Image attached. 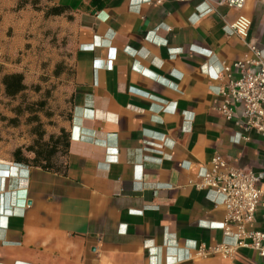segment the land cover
Segmentation results:
<instances>
[{
  "label": "crops",
  "instance_id": "obj_1",
  "mask_svg": "<svg viewBox=\"0 0 264 264\" xmlns=\"http://www.w3.org/2000/svg\"><path fill=\"white\" fill-rule=\"evenodd\" d=\"M8 2L23 1L0 0L3 20ZM41 2L66 11L22 10L13 27L37 30L38 18L27 19L36 15L68 42L67 168L17 167L18 146L7 152L0 142V264H264L250 248L227 259L199 254L235 238L222 229L219 198L192 183L221 156L262 174L264 191V138L244 130L241 108L225 119L218 90L229 79L215 78L222 63L244 59L249 43L264 49V0L239 10L220 0ZM240 18L250 22L246 38L228 30ZM23 63L0 70L26 76ZM240 134L249 139L236 143ZM247 229L264 232V195Z\"/></svg>",
  "mask_w": 264,
  "mask_h": 264
},
{
  "label": "built area",
  "instance_id": "obj_2",
  "mask_svg": "<svg viewBox=\"0 0 264 264\" xmlns=\"http://www.w3.org/2000/svg\"><path fill=\"white\" fill-rule=\"evenodd\" d=\"M214 0H204L212 4ZM247 0H220L217 4L227 5L234 9H243ZM213 9L202 13L208 14ZM250 22L240 18L228 27L230 34H237L246 38ZM233 71L237 76H233ZM226 76L229 84L221 87L218 94L224 99L219 108L227 120H234L236 110L241 108V120L246 132L256 131L264 138V49L258 48L253 42L248 44V52L244 59L233 64L222 63L221 72L216 79ZM235 142L248 140V136L238 135ZM211 169H202L197 173L195 187L205 190L215 199L216 206H223L226 210V219L222 229L234 235V243H221L205 251L199 247V254L208 258L221 256L232 258L239 248H250L264 259V232L247 229L254 223L257 209L260 205L264 191L259 187L263 180L262 174L245 172L229 166L221 156L213 158Z\"/></svg>",
  "mask_w": 264,
  "mask_h": 264
},
{
  "label": "rangeland",
  "instance_id": "obj_3",
  "mask_svg": "<svg viewBox=\"0 0 264 264\" xmlns=\"http://www.w3.org/2000/svg\"><path fill=\"white\" fill-rule=\"evenodd\" d=\"M6 19L0 16V67L9 69H17L16 63L24 61L25 65L21 68L26 69V84L30 87L27 97L30 102L45 101V110L40 113L41 120L45 126L47 133L58 129L63 123L67 122L69 114L72 110L71 104V88H72V73L69 70L70 58L66 50L67 41L61 37L60 32H47V23L45 18L40 19L38 16L31 17L27 15V19L38 18L40 21L39 27L30 31H18L14 26V13L19 11H36L28 2L22 10H17L18 2H8ZM43 16V15H42ZM25 20V18H21ZM62 33V32H61ZM20 35L19 37H16ZM28 42V43H27ZM19 44L22 48L20 53L14 56L7 52L8 47L16 48ZM28 46V49L26 48ZM9 51V50H8ZM23 55V57H20ZM21 61L18 62V59ZM8 64L10 66H6ZM57 70L59 75L55 74ZM3 74L0 70V82ZM34 86H40V91L31 90ZM1 87V85H0ZM17 102L9 103L0 93V142L8 144V151L13 146H26L32 142V136L29 134L30 127L22 123L19 127H13L4 121L2 118H12L15 116L12 108L18 104ZM52 114L48 117L47 114ZM11 145V146H10ZM17 147V148H18Z\"/></svg>",
  "mask_w": 264,
  "mask_h": 264
},
{
  "label": "trees",
  "instance_id": "obj_4",
  "mask_svg": "<svg viewBox=\"0 0 264 264\" xmlns=\"http://www.w3.org/2000/svg\"><path fill=\"white\" fill-rule=\"evenodd\" d=\"M18 2L17 10H22L28 2L22 0ZM43 0H32L29 2L37 11H44V17L60 16L66 9L61 7H50L46 4L41 5ZM55 74L59 75L57 70ZM0 93L9 101V103L17 102L12 108L15 116L12 118H2L8 121L13 127H19L24 119V123L30 127L29 134L32 136V142L26 146H20L13 152V161L17 167L28 168L36 167L45 172L63 175L66 173V159L69 153L70 132L63 127H59V133L48 134L41 120L40 113L45 110V101L30 102L27 92L30 87L26 84V76L22 72L6 73L1 77ZM35 92L40 91V86L31 88ZM72 114V110L70 115ZM52 117V114H47ZM68 117V119H69ZM67 119V121H68Z\"/></svg>",
  "mask_w": 264,
  "mask_h": 264
}]
</instances>
